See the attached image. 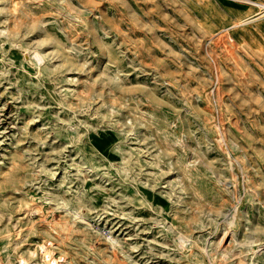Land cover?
<instances>
[{
	"label": "rangeland",
	"instance_id": "1",
	"mask_svg": "<svg viewBox=\"0 0 264 264\" xmlns=\"http://www.w3.org/2000/svg\"><path fill=\"white\" fill-rule=\"evenodd\" d=\"M48 240L264 264V0H0V264Z\"/></svg>",
	"mask_w": 264,
	"mask_h": 264
},
{
	"label": "built area",
	"instance_id": "2",
	"mask_svg": "<svg viewBox=\"0 0 264 264\" xmlns=\"http://www.w3.org/2000/svg\"><path fill=\"white\" fill-rule=\"evenodd\" d=\"M96 243L95 241H91L87 245V249L89 251L95 250ZM39 252L42 255V260L45 264H69L68 259L65 255L58 253L55 251V244L53 241L48 240L38 245Z\"/></svg>",
	"mask_w": 264,
	"mask_h": 264
},
{
	"label": "bare ground",
	"instance_id": "3",
	"mask_svg": "<svg viewBox=\"0 0 264 264\" xmlns=\"http://www.w3.org/2000/svg\"><path fill=\"white\" fill-rule=\"evenodd\" d=\"M40 1V0H39ZM39 55V54H38ZM41 57V56H40ZM213 59H217L215 56L213 57ZM156 63V62H155ZM157 65V64H156ZM220 92V91H219ZM221 94H219V96H220ZM150 101V100H149ZM234 119V118H233ZM238 121V120H237ZM192 174H194V173H192ZM229 190V189H228ZM228 192V191H227ZM225 193V192H224ZM210 205V204H209ZM233 208V207H232ZM69 210V209H68ZM232 222V221H231ZM226 228H227V226H226ZM230 233V232H229ZM128 236V235H127ZM130 236V235H129ZM113 237V236H112ZM229 237V234H228V231H225L224 233H223V236H222V242L225 240V238H228ZM114 238V237H113ZM53 241V240H52ZM228 241V240H227ZM61 242L62 243H64L65 242V240H62L61 239ZM235 242H236V240H235ZM56 243V242H55ZM58 243V242H57ZM220 244V243H219ZM246 244H247V242H246ZM261 243H258V245H260ZM221 245V244H220ZM228 246V245H227ZM251 246V245H250ZM225 247V246H224ZM220 248V247H219ZM226 251V250H225ZM230 252V251H229ZM35 253H36V251L35 250H30V254H31V256H35ZM225 253V252H224ZM236 255H238L237 253H236ZM224 257H225V255H224ZM23 258V257H22ZM22 258H21V260H22ZM24 263H27L26 262V259H23L22 260ZM237 261V260H236ZM241 262V261H240ZM237 263H239V262H237ZM28 264V263H27ZM30 264H41V263H39L38 261L37 262H35V260H33V261H31L30 262ZM132 264H137V262H133L132 261ZM239 264H241V263H239Z\"/></svg>",
	"mask_w": 264,
	"mask_h": 264
}]
</instances>
